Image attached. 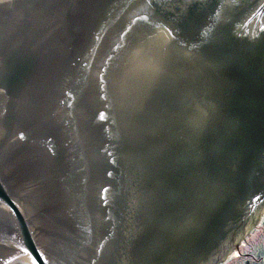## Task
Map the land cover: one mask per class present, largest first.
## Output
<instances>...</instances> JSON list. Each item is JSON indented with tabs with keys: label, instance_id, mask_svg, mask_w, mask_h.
<instances>
[{
	"label": "water",
	"instance_id": "1",
	"mask_svg": "<svg viewBox=\"0 0 264 264\" xmlns=\"http://www.w3.org/2000/svg\"><path fill=\"white\" fill-rule=\"evenodd\" d=\"M220 3L0 0V264L239 254L264 210V0H225L205 37ZM142 46L161 73L122 96Z\"/></svg>",
	"mask_w": 264,
	"mask_h": 264
},
{
	"label": "snow or ice",
	"instance_id": "2",
	"mask_svg": "<svg viewBox=\"0 0 264 264\" xmlns=\"http://www.w3.org/2000/svg\"><path fill=\"white\" fill-rule=\"evenodd\" d=\"M224 2L225 0H221L220 7H218L217 10L210 16L211 23L203 33L205 37L210 36L211 33L215 30L216 26H218L221 22ZM259 13H264V6H262L261 9L258 10V14ZM145 19L148 18L145 17ZM133 23H135V21H133ZM156 27H162V25L157 24ZM172 39L173 41L175 40L174 35ZM119 47L121 48V50H123L127 48L128 45L127 43H124ZM0 68H2V65H0ZM161 69V62L153 56L151 49H147L142 46L132 56L127 66V71L124 73L122 78L116 81L114 87L120 95L126 96L127 84L129 82H137L141 85H147L160 75ZM101 76L102 78L99 80L98 83L101 90L103 91L107 87V76L104 73H102ZM5 91L6 89L4 88L3 83L0 82V93H3ZM22 138L23 136H21V139ZM109 175H111V173H109ZM261 201L262 197L256 196L254 200L249 202V211H255L258 203ZM23 251H27V249H23ZM97 251L99 252L100 250L98 249ZM53 264H55V261H53ZM93 264H96V262L94 261Z\"/></svg>",
	"mask_w": 264,
	"mask_h": 264
},
{
	"label": "rangeland",
	"instance_id": "3",
	"mask_svg": "<svg viewBox=\"0 0 264 264\" xmlns=\"http://www.w3.org/2000/svg\"><path fill=\"white\" fill-rule=\"evenodd\" d=\"M264 211V210H263ZM239 246V254L234 250L223 264H264V213L262 212L256 224L246 234ZM240 251L251 254L246 260L240 258ZM240 259V260H238Z\"/></svg>",
	"mask_w": 264,
	"mask_h": 264
},
{
	"label": "bare ground",
	"instance_id": "4",
	"mask_svg": "<svg viewBox=\"0 0 264 264\" xmlns=\"http://www.w3.org/2000/svg\"><path fill=\"white\" fill-rule=\"evenodd\" d=\"M10 264H32V261L30 258L28 259L23 253H20Z\"/></svg>",
	"mask_w": 264,
	"mask_h": 264
},
{
	"label": "trees",
	"instance_id": "5",
	"mask_svg": "<svg viewBox=\"0 0 264 264\" xmlns=\"http://www.w3.org/2000/svg\"><path fill=\"white\" fill-rule=\"evenodd\" d=\"M250 255L251 254L242 255V251H240V255L239 256H240V258L243 257V259H246L247 260L250 257ZM238 260H240V259H238Z\"/></svg>",
	"mask_w": 264,
	"mask_h": 264
},
{
	"label": "flooded vegetation",
	"instance_id": "6",
	"mask_svg": "<svg viewBox=\"0 0 264 264\" xmlns=\"http://www.w3.org/2000/svg\"><path fill=\"white\" fill-rule=\"evenodd\" d=\"M243 240V239H242ZM242 242H240V244H241ZM242 255H245L244 253H242Z\"/></svg>",
	"mask_w": 264,
	"mask_h": 264
}]
</instances>
